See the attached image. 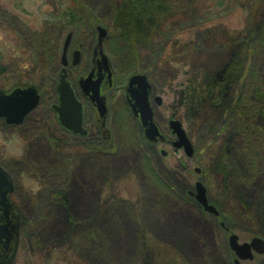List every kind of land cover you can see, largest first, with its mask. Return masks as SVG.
Segmentation results:
<instances>
[{
	"label": "rangeland",
	"instance_id": "374dc122",
	"mask_svg": "<svg viewBox=\"0 0 264 264\" xmlns=\"http://www.w3.org/2000/svg\"><path fill=\"white\" fill-rule=\"evenodd\" d=\"M80 1L98 19V26L106 28L115 0ZM73 3L0 0V6L13 14L4 19L0 15V90L35 87L42 95V104L27 118L35 125L7 126L0 119V166L13 179L11 199L20 223L21 238L12 264H236L237 257L229 248L230 235L237 236L239 244L252 238L264 241V116L252 112L256 108L252 100L250 112L244 115L242 100L230 113H223L221 97L211 100L203 77L216 71L215 80L226 68L234 96L249 98L250 103L251 93L258 88L264 98L263 47L259 45V51L256 46V53L246 51L235 60L236 44L219 36L243 33L246 24L254 25L259 17L248 19V6L238 7L215 21L220 25L210 26L212 31L204 40L193 41L188 33L180 32L173 37L175 44H155L154 49H162L159 68L167 80L155 86L162 103L155 106L154 119L168 133V119L183 118L187 134L199 145L192 158L168 144L157 145L165 155L149 157L133 141L136 124L119 111L118 94L110 103L118 117L111 114L108 119L109 142L97 134L89 108L85 123L91 130L86 138L68 135L53 120L51 106L56 104L66 35L73 32L70 59L73 48L83 54L75 75L69 78L83 102L77 80L87 73L97 44L96 29L76 32L75 21L72 24V19L59 17ZM259 5L257 13L264 14V0ZM212 33L219 34L218 44L229 40L226 50L204 47ZM107 38L101 43L103 51L123 75L126 70L118 50ZM189 41L193 50L182 52ZM43 101L50 112L44 113ZM40 116L48 122L43 127ZM199 123L207 130L194 133L201 129L196 127ZM214 123L216 128L224 125L223 132L209 137L207 131ZM199 178L207 189L206 202L216 215L192 207L196 203L189 196L195 193ZM222 182L227 191L221 188ZM251 253L252 259H238V264H264V253Z\"/></svg>",
	"mask_w": 264,
	"mask_h": 264
},
{
	"label": "trees",
	"instance_id": "16d2710c",
	"mask_svg": "<svg viewBox=\"0 0 264 264\" xmlns=\"http://www.w3.org/2000/svg\"><path fill=\"white\" fill-rule=\"evenodd\" d=\"M261 1L262 0H115L114 11L110 16L109 22H107V39L114 45L113 48L118 50L116 52H118V57L121 58L122 62L121 65L126 71L122 75L118 72V68H115V70L121 77H126L133 72L146 71L152 76L151 80L154 84H162L167 80V76L166 72L159 68V63L163 59L159 56L162 55V49H154L155 44H175L173 37H176V34H180V32L188 33L193 41L201 38L204 40L205 34L212 31L208 30L211 28L210 26L220 25V23H214L215 21H221L224 15L238 7L247 8L248 6V19L259 17V21L254 25L250 23H248V25L246 24V28H244L245 31L243 33L239 32L234 37L225 35V32L218 35L225 39H230L236 44L233 52L235 60L236 57H240L246 51L250 54L256 53L254 49L257 51V47L260 51L259 45L263 47L262 49L264 51V46H262V43H264V14L257 13V10L259 11L261 9V7H259ZM64 10L60 13L59 17L68 21L72 19V24L75 21L73 30L76 32H81L83 30L94 32L95 27L99 24L98 19L87 11L80 0H74L73 7L67 8L65 12ZM77 21L79 23H77ZM77 24H79V28H77ZM218 35L212 33V35L208 37L209 40L204 41V47L209 50L225 47L226 50V47L229 46V40L226 41V44L224 42L218 44L216 37ZM234 39H236V41ZM239 40H241L240 43ZM190 41L188 45H186L185 49L187 50L182 52L188 53V51L193 50V44ZM230 53L229 56L233 57ZM155 54L157 55L155 56ZM145 56L147 58H145ZM225 71L226 68L215 80L213 79L216 76L214 75L216 71H214V74H207L203 77V83L210 90L211 100L215 102L218 97H221L219 101L222 100L221 105L222 110H224L223 113L226 111L230 113L234 109V106L238 107L241 104L242 100V107L244 110L242 115H244L246 111L250 112L252 100L253 104L256 106L252 112L256 115L264 116V109L262 107L264 98L262 97V91L258 88H254L251 93L252 96H250V103H248L249 98L242 99L240 96H234L235 93L233 89H230V85L233 83L232 78H228L227 75H225ZM238 81L237 79L234 82L238 84ZM227 97L229 99L226 100ZM236 98H240V100ZM224 100L226 101L224 102ZM190 103L192 102L190 101ZM199 124L200 125L197 124L196 126L198 129L202 126L201 123ZM223 126L221 128H216L214 123L211 127L212 131L208 129L207 134H209V137H212L217 133L216 136H218L223 132ZM206 130V128H201L200 130L196 129L194 133H198L199 131L203 133ZM209 144L211 143L204 144L203 146ZM196 145L198 147V141H196ZM255 147H253L254 152L258 153ZM259 147L262 151L263 148H261V144ZM221 174L224 175L223 178L226 177L225 171L221 172ZM220 186L223 188V191L228 190V186L225 182H222ZM228 208L230 212L233 211V208H230V206H228Z\"/></svg>",
	"mask_w": 264,
	"mask_h": 264
},
{
	"label": "water",
	"instance_id": "95a60500",
	"mask_svg": "<svg viewBox=\"0 0 264 264\" xmlns=\"http://www.w3.org/2000/svg\"><path fill=\"white\" fill-rule=\"evenodd\" d=\"M98 45L105 37V30L98 28ZM70 35L67 38L65 49L67 48ZM63 64H65L63 55ZM92 71L81 78L79 85L92 104L96 107L101 122L106 117L105 91L112 86V71L109 60L101 51L95 54ZM148 83L146 76L135 75L128 81L127 98L131 109L137 117H140L145 128V135L150 141L161 138L157 127L152 122V111L148 101ZM58 105L54 110L58 114L60 124L75 134L84 135L82 130V108L70 84L65 80L63 71L57 87ZM39 96L34 87L27 89H15L11 94H4L0 91V117L5 118L9 124H19L22 119L32 111L38 104ZM159 101V98H158ZM173 132L178 140L173 143L175 149L184 147L187 155H192V147L187 140L179 122H172ZM162 139V138H161ZM198 198L203 202L206 210L214 212L212 206L206 205L205 189L201 183H197ZM13 191V183L6 171L0 167V264H12L18 241V216L15 207L9 198ZM238 237L231 235L229 238L230 247L241 260L252 259L251 251L264 253V241L253 238L251 242L238 244Z\"/></svg>",
	"mask_w": 264,
	"mask_h": 264
},
{
	"label": "flooded vegetation",
	"instance_id": "af4514ba",
	"mask_svg": "<svg viewBox=\"0 0 264 264\" xmlns=\"http://www.w3.org/2000/svg\"><path fill=\"white\" fill-rule=\"evenodd\" d=\"M0 15L2 16V18L4 19V18H9V17H11V15H13L12 14V12H10L8 9H6V8H4V6H0ZM13 19H14V22L15 23H18L17 22V18H16V16H13ZM2 26H6V24L4 25V24H2ZM1 28V27H0ZM3 28V27H2ZM75 35V34H74ZM73 37V36H72ZM74 40V38H71V40ZM73 50H76V48H73L71 51V55L73 56ZM69 53H70V50H69V48H68V50H67V53H66V55H67V60H68V64H67V67H66V78H67V80L68 81H71L69 78H70V76L72 75V74H74L75 75V73H74V71L76 70V69H74V68H77L76 66H73L71 63H72V57H71V59H70V56H69ZM92 59V58H91ZM79 60L80 61H82L83 60V54H82V52H81V50H80V56H79ZM61 70V69H60ZM60 72V71H59ZM143 73L146 75V77H147V82H148V89H149V92H148V101H149V103H150V105H151V108H152V111H153V120H154V122L156 123V121H155V119H154V108H155V106L156 105H160L161 103H162V99H161V97L159 96V95H157L156 94V92H155V86L156 87H158L157 85H163V84H160V83H157V84H154L153 82H152V80H151V78H152V76L148 73V72H146V71H143ZM58 76H59V73H58ZM58 76H57V81H58ZM114 78H115V80H114V85H113V87H112V89L111 90H109V92H108V94H107V108H108V118H107V120H106V122H105V124H104V126L103 127H101V126H99L98 125V123L96 122V120H95V111H94V109H93V107H92V105H91V103L86 99V98H84V101L85 102H83V101H81V99H79L80 101H81V103H82V106H83V127L88 131V135H89V131L91 130V126L89 127V126H87V124L85 123V116L87 115V113H86V108H89V113H90V116H91V118H94V120H95V124H94V127H96L97 128V134L98 135H100L101 137V139H102V134H105V132L104 131H106L107 132V130L110 132L111 131V129H109V120L111 119L110 117V115L111 114H113V118L115 117H118V116H116V112H113V111H111L110 110V103H111V101H112V98H115V96H116V94H118L119 95V102H120V104H121V109H119V111L121 110L122 112H121V114L123 115V117L125 118V119H128V118H131L132 120H133V122L136 124V130L134 131V139H133V141L137 144V146L140 148V150H141V152H142V154H144L145 156H151V155H153V153L155 154V153H157V154H161V150L162 149H157V145L158 144H168V145H171V142H172V140H174L175 139V135H173V133H172V129H171V123H170V121H171V119H174V117H172V118H169L168 119V121H167V123H168V133L167 132H164L162 129H161V127L159 126V124L158 123H156L157 124V126H158V128H159V130L162 132V134L165 136V138H166V140L165 141H163L162 143L161 142H157V143H150V142H148L146 139H145V137L143 136V133H142V129H141V127H140V125H139V123L138 122H136L134 119H133V117H135V115H134V113L132 112V110L129 108V105H128V103H127V100H126V92H127V86H126V83H127V79H124L125 80V85H124V87H122L121 85L124 83V80H123V78L118 74V79H117V77H116V75H115V73H114ZM56 85H57V82H56ZM117 85H120V86H117ZM116 87H119V88H117V92L115 91V89H116ZM116 92V93H115ZM158 97H160V102L158 101ZM40 103L42 104V95H41V99H40ZM43 104H44V101H43ZM44 113L46 112V110H48V112H50L49 111V108H48V106H46L45 104H44ZM51 112L54 114L53 116H54V121H55V119H56V115H55V112H53L52 111V108H51ZM121 115V116H122ZM28 118V117H27ZM27 118H25V120L23 121V124L21 125V126H19V127H22V128H24V127H27L28 128V126H30V124L31 125H35L37 122H29L30 120H32V119H30V120H28ZM110 118V119H109ZM39 119H40V121H41V124H42V127H43V125H45V124H48V122H44V118L42 117L41 118V116L39 117ZM109 119V120H108ZM181 119V120H180ZM180 119H178V120H180V121H183L182 119L183 118H180ZM92 121V120H91ZM182 124H183V122H182ZM169 134H170V136H169ZM87 135V136H88ZM108 135H109V133H108ZM188 135V134H187ZM86 136V137H87ZM85 137V138H86ZM188 137H189V139L191 140L192 138L188 135ZM103 141V140H102ZM105 141V140H104ZM108 140H106L105 142H107ZM197 146V145H196ZM202 151V150H201ZM162 155V154H161ZM145 156H143V157H145ZM194 171L196 172V173H200L201 171H200V169H198V168H195L194 169ZM198 171V172H197ZM199 180L200 181H202L200 178H199ZM198 181V180H197ZM196 181V182H197ZM195 182V183H196ZM203 182V181H202ZM195 190V189H194ZM196 192L194 193V194H192V193H190V196H189V199L190 200H192V203L194 204V203H196V205L194 204V206H192L193 208H196V209H198V210H200V211H202V212H204V210H203V206H202V204L197 200V197H196ZM185 197H183V195H181L180 196V199H183V200H185L184 199ZM206 214V213H205Z\"/></svg>",
	"mask_w": 264,
	"mask_h": 264
}]
</instances>
